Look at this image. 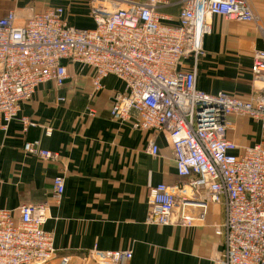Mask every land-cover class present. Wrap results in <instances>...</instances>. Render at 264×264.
<instances>
[{
  "label": "built area",
  "instance_id": "2783aa9c",
  "mask_svg": "<svg viewBox=\"0 0 264 264\" xmlns=\"http://www.w3.org/2000/svg\"><path fill=\"white\" fill-rule=\"evenodd\" d=\"M164 0H91L93 28L70 25L66 9L49 7L19 23L10 10L0 18V121L19 119L24 131L38 124L20 115L22 104L49 81L60 88L70 77L69 63L95 71L94 92L103 79L123 80L115 91L111 116L140 130L166 131L177 174L187 181L174 192L161 182L148 192L146 221L191 227L206 221L210 203L223 206L224 220L215 226L223 239L219 264H264V144L239 145L228 136L230 115L250 117L264 132V49L254 52L252 72L259 92L242 100L225 91L209 93L197 86V61L216 15L244 22L256 16L248 0H183L179 24L162 22ZM195 65L181 70L180 63ZM64 100V98H60ZM52 134V128H46ZM28 154L60 159L39 139L24 143ZM149 151L159 153L152 142ZM57 201L65 177L55 176ZM204 193V195H202ZM202 207L199 214L190 207ZM47 202L24 203L15 216L0 208V264H47L55 256L53 233L44 228ZM133 251L94 246L87 259L97 264H129ZM63 256L60 264H69Z\"/></svg>",
  "mask_w": 264,
  "mask_h": 264
},
{
  "label": "crops",
  "instance_id": "0c3cea01",
  "mask_svg": "<svg viewBox=\"0 0 264 264\" xmlns=\"http://www.w3.org/2000/svg\"><path fill=\"white\" fill-rule=\"evenodd\" d=\"M91 0H0V18L10 10L18 22L49 7L62 6L70 25L95 26ZM158 8L162 22L179 24L183 0H164ZM256 16L244 22L213 16L212 32L204 38V55L197 61V86L209 93L225 91L242 100L259 92L252 72L253 55L264 49V0H248ZM194 58L179 68L189 70ZM70 77L58 88L49 81L22 104L20 115L38 125L24 131L19 119L6 127L0 121V208L15 216L24 203L47 202L44 228L53 233L55 256L47 264H97L87 259L94 246L105 250L133 251L129 264H219L223 239L215 226L225 217L223 206L210 203L206 221L196 226L157 225L146 221L149 188L165 182L174 192L187 178L177 174L173 147L166 131L140 130L111 116L113 94L123 91V80L114 75L93 89L95 71L69 63ZM64 98L61 100L60 98ZM228 136L239 145L264 144L260 124L250 117L230 115ZM52 134H46V128ZM39 139L41 146L58 152L51 161L28 154L26 141ZM154 142L159 153L149 151ZM65 177V190L57 201L55 176ZM204 195V193L202 194ZM202 207H190L199 214Z\"/></svg>",
  "mask_w": 264,
  "mask_h": 264
},
{
  "label": "rangeland",
  "instance_id": "374dc122",
  "mask_svg": "<svg viewBox=\"0 0 264 264\" xmlns=\"http://www.w3.org/2000/svg\"><path fill=\"white\" fill-rule=\"evenodd\" d=\"M66 12H67V10H66Z\"/></svg>",
  "mask_w": 264,
  "mask_h": 264
}]
</instances>
